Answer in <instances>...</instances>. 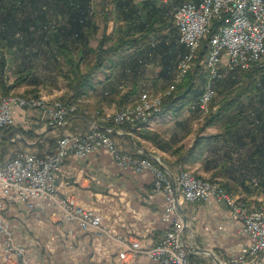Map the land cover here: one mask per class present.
<instances>
[{"label":"crops","instance_id":"crops-1","mask_svg":"<svg viewBox=\"0 0 264 264\" xmlns=\"http://www.w3.org/2000/svg\"><path fill=\"white\" fill-rule=\"evenodd\" d=\"M186 1L188 0H170L167 4L154 0H134L138 7H142L141 10L153 4L160 8L159 18L167 19L169 23L163 35H165L166 43L172 45L171 52L173 53L180 44L177 41L174 20L172 21L174 19L172 4H181ZM111 23H115L113 27H110L113 28V36L116 35L119 26H127L125 21L110 20L107 28L111 26ZM151 37L154 43L163 39L159 36ZM90 41L89 44H91ZM141 49L144 48L141 47ZM133 51L134 49L126 48L117 54H122L121 60L124 68L120 66L121 60L117 62L119 65L113 68L105 66L94 69V64L89 67L85 74L91 73L92 76L85 88L92 89L91 92L99 99L97 103L89 99L84 100L85 102H92L100 109L115 108L134 82L140 86V91L135 95L134 101L143 91L160 92L168 88L177 73L178 63L175 66L171 65V72H167V69L164 74H161L164 68L160 60L156 59L149 63L142 60L140 72L138 71L139 78L134 79L130 68L127 67ZM10 56L13 58V50ZM80 60L82 61L80 65H82L84 58L80 56ZM227 72L225 70L223 76ZM83 75L84 71L81 75L79 74V76ZM94 76H98L96 82L92 80ZM215 90L217 94L216 87ZM177 107L176 102L171 106V110L164 109V112L172 114V118L163 114L155 116L149 122L140 124L139 131L120 135L123 144L128 146L131 153L158 156L174 174L179 171L176 165L178 155L175 151L190 148L195 139L201 135L198 131L194 140L191 139L193 142L178 143L182 136L186 135L185 128L191 124L190 117L199 115L200 111L198 103H191L181 111L173 112L172 110ZM13 116L16 121L15 133L21 131L29 135V138L23 136L20 142H17L8 137L10 132L5 134L1 132L0 146L5 145L11 149L17 143L29 149L38 148L43 151L55 145V137L59 130L46 124L39 109L13 107ZM81 119L76 121L79 126L75 128L83 126L81 121L85 118ZM169 125V132L160 130ZM68 127L70 126H66L65 129H69ZM86 127L88 129L87 125ZM213 128L218 129L219 127H208L202 134L218 133V131L209 133ZM71 129L74 128L71 127ZM190 138L192 136H189ZM248 150L249 148L246 147L243 153ZM214 157L212 153L207 152L196 162L188 163L187 167L201 175H211L215 178L213 175L218 171L219 166L214 162L209 163ZM6 158H0V161ZM242 172L248 184L254 182L256 176L253 177L246 170H242L236 179H233L235 184L231 183V186L240 189L237 193L240 198L247 196L251 199L250 204H260L261 200L263 201L262 198L253 196L254 194H246L247 192L243 190ZM224 176L230 177L221 174L217 178L221 179ZM153 180L154 175L149 171L137 173L120 168L105 148L84 158L74 155L68 157L62 171L57 176L59 194L69 196L73 202L100 213L103 217V225L113 231L114 237L96 236L80 230L76 224L61 221L58 209L49 199H36L34 208L27 207L25 203H5L4 216L14 230L16 241L26 248L29 264H162L145 252L154 246L160 233L170 226L163 220L165 195L154 190ZM178 209L183 216H187L188 226L185 231V240L192 251L191 260L194 264L218 263L217 260L224 264L239 256L244 247L254 242L253 237L244 232L243 223L233 218L230 208L223 203H218L213 197L196 203L184 202L181 199ZM191 215H196L195 221H191ZM125 241L127 245H124ZM3 247L4 236L0 233V264H18L6 260ZM130 247L136 251H131ZM248 264H264V262Z\"/></svg>","mask_w":264,"mask_h":264},{"label":"built area","instance_id":"built-area-1","mask_svg":"<svg viewBox=\"0 0 264 264\" xmlns=\"http://www.w3.org/2000/svg\"><path fill=\"white\" fill-rule=\"evenodd\" d=\"M154 1L170 3V0ZM172 10L179 42L187 49L179 60L178 70L172 82L163 93H141L133 101L145 102V109L140 112H131L128 104L114 115L103 116L102 120L112 122L116 126L126 124L131 131H139L140 120H146L156 112L162 111L164 99L172 95L192 71L185 70L186 59H194L195 66V60L203 48L197 46V35L204 24H211L212 32L217 21H224L225 34L220 37L218 45H211V34L208 38V52H211L212 48H219V58L213 63H205L204 57L199 63L205 73L204 86H209L208 95H201L198 102L201 115L209 113L216 96L215 82L223 77L225 70H249L255 67L264 70V0H188L181 4H172ZM13 107L41 108L48 125L59 130L61 135L56 139L54 147L44 152L17 150L4 161H0V233L4 236L3 253L7 261L29 264L26 248L16 241L14 230L4 216L5 203H25L27 207L34 208L36 199H49L58 209L61 221L76 224L80 230L96 236L114 237L113 231L103 225L100 213L73 202L69 196H61L57 185V176L68 157L74 155L84 158L105 148L120 168L137 173H153L154 190L165 195L163 220L170 226L160 233L154 246L145 250L152 258L162 264H194L191 260L192 251L185 240L188 221L185 223L178 205L181 199L184 202L196 203L213 197L218 203L230 208L233 218L241 221L244 232L254 239L250 246L242 249L239 256L224 264L264 262V200L258 205L239 201L236 196L225 190V187L214 189V183H201L195 176L187 175L182 166L174 174L157 156L145 157L121 149L113 138V130L103 128L95 122L84 132L66 130L70 116L78 110L77 102H65L60 99L51 102L41 97H2L0 133L16 125ZM196 218V215L190 217L191 221ZM123 243L127 245L126 241ZM130 250L136 251L131 247Z\"/></svg>","mask_w":264,"mask_h":264},{"label":"trees","instance_id":"trees-1","mask_svg":"<svg viewBox=\"0 0 264 264\" xmlns=\"http://www.w3.org/2000/svg\"><path fill=\"white\" fill-rule=\"evenodd\" d=\"M141 9L142 7H138L134 0H0V85L5 91L4 94L8 95V91L17 84L38 83L36 64L31 65L25 60L27 52L24 53L26 48L23 47L29 41L37 42L38 47L42 48L40 50H43L48 58L60 60L61 57H65L70 64H73L74 53L80 54L81 58L87 53H94L96 56L94 69L116 67L119 64L114 56L126 48L134 49L127 62L134 79L139 78L142 60L148 63L160 60L164 68L161 74L167 69V72H171V65L179 63L187 49L179 42L177 34L180 45L174 53L171 52L172 45L166 43L163 35L169 23L167 19L159 18L160 8L153 4L144 10ZM99 19L104 23V31L97 47L93 48L89 40L94 35ZM110 20L125 21L127 26H119L115 36L108 35L107 24ZM223 25L224 21H217L211 37ZM151 36L163 39L154 43ZM207 44L208 40L204 42L192 71L177 86L173 94L165 98L167 110H171V106L177 102L178 107L172 111H181L191 103H198L201 95L205 93V73L199 63L208 53ZM12 50L13 58L9 55ZM34 52L38 53V50ZM55 53L58 56L52 55ZM21 56L24 61L19 62L22 60ZM14 58L19 62L16 66ZM120 66L124 68L122 60ZM10 67L15 69L18 77L14 84L8 86L4 82V75L6 69ZM227 71L225 76L215 83L218 93L211 106L217 107L205 117L199 130L201 135L195 139L194 144L188 149L175 151L178 155L176 165L188 168V163L196 162L207 152L212 153L215 157L209 163L214 162L219 166L218 171L214 172L215 178L224 174L235 180L238 172L242 171L240 168L244 167L247 171L256 172L254 175L258 179L256 185L260 192H264V70L255 67L249 70L235 68ZM91 76V73H87L77 82H70L74 92L68 99L63 100L80 101ZM139 91L140 86L134 82L121 97L118 105L134 103L135 95ZM211 126L219 127L220 131L211 135L202 134ZM246 147L249 150L243 153ZM241 178H245L243 172ZM220 182L231 194L238 193L228 180ZM242 184L247 193L257 188L254 182L248 184L246 179ZM236 198L245 201L240 197Z\"/></svg>","mask_w":264,"mask_h":264},{"label":"rangeland","instance_id":"rangeland-1","mask_svg":"<svg viewBox=\"0 0 264 264\" xmlns=\"http://www.w3.org/2000/svg\"><path fill=\"white\" fill-rule=\"evenodd\" d=\"M174 19H172L173 21ZM113 24L115 25V23H111V26H109L107 28V32L108 35H112L114 32H113V28H110V27H113ZM210 26V27H209ZM224 26V25H223ZM221 26V27H223ZM175 27V25H174ZM220 27V28H221ZM219 28V29H220ZM176 30V28H175ZM94 35L91 37V44L90 46L91 47H96L99 43V40L103 34V31H104V23L102 22V20H98V23H97V28L94 30ZM219 31V30H218ZM218 33V32H217ZM217 33L211 37V40L214 39V37L217 35ZM211 34V24L208 25V28L206 31L203 32L202 36H201V43L199 46H203L204 45V42L206 40H208L209 38V35ZM23 48H26V51L24 53L27 52V59L25 60H28L29 63H31V65L33 63L36 64V74L38 76V83H22V84H17L12 90L8 91V95L4 94L5 91H3L1 85H0V99L2 97H7V96H14L16 98H23V97H26V98H31V97H36V98H44L48 101H58L59 99L62 100V101H65L63 99H68L74 92V89L73 87L71 86L70 82L71 83H75L77 82L81 76H79V74L81 75L82 71H84V74L86 73V71L89 69L90 66H92L93 64H95V54L92 53V54H85V57H84V60H83V63L82 65H80V67L78 66V62L79 64H81V60H80V54L77 55V54H73L72 56V61H73V64H70V62L67 60V58L65 57H61V59L57 60L55 59L54 57L53 58H48L46 56V54L44 53L43 50H40L42 48H39L38 47V44L37 42L35 43L34 41H29L28 44H26ZM34 50H38V53H35ZM208 54V53H207ZM9 55H11V53H9ZM52 55H57V53L55 54H52ZM22 57V60H19V62H22L24 61L23 60V56ZM121 57H122V54L121 55H115L114 59L116 62H119L121 60ZM206 57V55H205ZM18 61L15 60L14 58V64L15 66L19 64ZM22 64V63H21ZM34 67V66H33ZM192 68H194V61L191 63V66L188 70H192ZM4 82L6 85H12L16 82L17 80V77H18V73H16L15 69H12L11 67L6 69L5 71V75H4ZM91 77H89V81H90ZM98 79V76H94L92 78V80L94 82H96V80ZM206 88V86H205ZM204 88V90H205ZM92 89H89V88H85V94L83 95V97L80 99V101H78V110L73 113L68 122H67V126H70L68 127L69 129H67L68 131H71V132H84V131H87L90 126L95 122L97 123L98 125H100L101 127L105 126L104 128H110L113 130V138L118 142L119 144V147L125 151H130L128 146H126L125 144H123V141H122V138L120 139V135H123L124 133H135V131H131L129 128H127V125L124 124V125H120V126H116L115 124H113L112 122H107V121H104L102 120L101 118L103 116H111V115H114L118 110H120L121 108H123L124 106H119L117 104V107L115 106V108L117 110H115L114 107H110V109H100L98 107V105L92 103V102H85L84 100H91V101H94L95 103H97L99 97L98 96H94V94L91 92ZM145 92V91H143ZM142 92V93H143ZM150 92L152 93L153 95L155 94H160V93H163L164 91H160V92ZM204 93V92H203ZM119 101V100H118ZM67 102V101H65ZM130 104V103H129ZM212 104V103H211ZM128 105V104H127ZM125 105V106H127ZM141 106V107H139ZM166 106V101L164 99V107ZM217 106H210V110L209 112H211L213 109H215ZM31 109H39L42 113V117L44 118V120L46 121V124L48 125V122H47V118L43 115V110L41 108H31ZM114 109V110H113ZM142 109H145V102H134L132 104H130V111L131 112H140ZM166 109V107H165ZM161 112V111H160ZM158 112L157 114H153V117L155 116H160V115H164V116H172V114L170 113H167V112H164V108L162 110V112L160 113ZM209 113H207L206 115H195L193 116L192 118L190 117V121H191V124L188 125L185 129L187 130L186 131V135L185 136H182V139L180 142L178 143H185V144H189L194 140V138L196 137L197 135V132L199 131V129L201 128L203 122H204V119L205 117L208 115ZM87 117V118H85ZM153 117H149L147 118L146 120H140L138 122V127L140 124H145L147 122L150 121V119H152ZM81 118H85L82 122V125L83 126H80L81 128L84 127V129H80L79 128H75V127H78V123H76V121L80 120ZM172 118V117H171ZM76 119V120H75ZM82 120V119H81ZM88 121V122H87ZM172 120L170 119V122ZM87 124H86V123ZM73 123V125H72ZM86 125L88 126V129L86 127ZM49 126V125H48ZM50 127V126H49ZM71 127H73L74 129L72 130ZM169 126H164V128L160 129L162 131H165V132H169ZM189 127V129H188ZM14 129V130H13ZM212 132H209V133H216V131L219 132V128L216 129V128H213L211 129ZM16 131V125L11 127L10 129L8 130H5V131H2V133L4 132L7 133V132H10L11 134L8 135V137L11 139V140H14V141H17V142H20V140L22 139L23 136H25L26 138H29V135L27 134H24L22 133L21 131ZM58 131V130H57ZM117 132H121L120 134H118ZM163 133V132H162ZM61 135V133L58 131V134H56V137L55 139L59 138ZM189 136L192 138L189 139ZM28 140H31V139H28ZM184 140V141H183ZM183 141V142H182ZM191 141V142H190ZM31 148V147H30ZM17 150H33V151H39V152H44L45 150L41 151V149H38V148H34V149H29L27 147H25L24 145L20 144L18 145L16 143V145H13V147L11 149H9L8 147H5V145H1L0 146V158L4 159L8 156H10L11 154L14 153V151H17ZM158 157V156H157ZM237 158V156H236ZM184 168V167H183ZM240 169L242 170H246L244 167H241ZM184 170H186V172H189V173H192L194 174L196 177L202 179V180H205V181H209L211 183H214V184H217L219 185L220 188L223 189V185L220 181H226V180H229V183L230 185H234L235 182L233 179H231V177H221V179L217 178L215 180V178H213L211 175H201L197 172H195L193 169H189V168H184ZM247 171V170H246ZM250 175H252L254 177V175L256 174L255 171H247ZM238 174H240L238 172ZM254 184H255V187H257V183H258V179L255 177L254 178ZM232 183V184H231ZM254 187V186H253ZM255 189V188H253ZM260 188L257 187L254 191H252L251 193H249L250 195L254 194L253 196H256V197H260L264 200V192H260L259 190ZM227 190V189H225ZM238 192L240 189H236ZM245 190V189H243ZM248 194V193H246ZM234 196H237V197H240L238 196L237 194H232ZM241 199H244L247 203H251V199L248 198L247 196H244V197H241ZM262 201V200H261ZM258 205V204H257Z\"/></svg>","mask_w":264,"mask_h":264},{"label":"bare ground","instance_id":"bare-ground-1","mask_svg":"<svg viewBox=\"0 0 264 264\" xmlns=\"http://www.w3.org/2000/svg\"><path fill=\"white\" fill-rule=\"evenodd\" d=\"M208 25L209 24H204V26L201 27V31L197 35V46L200 45L201 39H202L201 36H202L203 32L207 30ZM224 34H225V26H223L219 29L217 35L214 37V39L211 40V45H218L219 41H220V37L224 36ZM216 58H219V48H212L211 52H208V54H206L205 63H213V62H215ZM193 61H194V59H186L185 70H188L190 68L191 63ZM208 93H209V86H206L205 93L203 95H208ZM9 98H16V97L10 96ZM139 107H141V106H139ZM186 174L190 175V176H195L194 174L189 173V172H186ZM195 178L198 179L199 182H201V183H211L209 181L202 180L196 176H195ZM214 189H222V188H220L219 185L214 184Z\"/></svg>","mask_w":264,"mask_h":264},{"label":"water","instance_id":"water-1","mask_svg":"<svg viewBox=\"0 0 264 264\" xmlns=\"http://www.w3.org/2000/svg\"><path fill=\"white\" fill-rule=\"evenodd\" d=\"M184 221L185 223H187V216H184ZM218 264H221V262L219 260H217Z\"/></svg>","mask_w":264,"mask_h":264}]
</instances>
